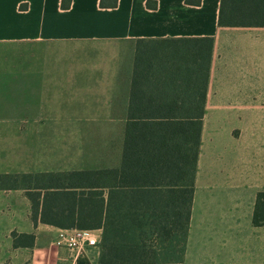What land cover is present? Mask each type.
<instances>
[{
  "label": "crops",
  "instance_id": "0c3cea01",
  "mask_svg": "<svg viewBox=\"0 0 264 264\" xmlns=\"http://www.w3.org/2000/svg\"><path fill=\"white\" fill-rule=\"evenodd\" d=\"M101 1L0 0V174L120 169L138 41L213 37L186 257L147 264H264V27L219 26L221 0ZM61 221L0 189V264H101L100 245L58 244L80 229Z\"/></svg>",
  "mask_w": 264,
  "mask_h": 264
},
{
  "label": "trees",
  "instance_id": "16d2710c",
  "mask_svg": "<svg viewBox=\"0 0 264 264\" xmlns=\"http://www.w3.org/2000/svg\"><path fill=\"white\" fill-rule=\"evenodd\" d=\"M218 23L264 27V0H221ZM214 44L213 37L138 41L120 169L0 174V189H24L36 225H100L101 264L183 262ZM253 223L264 226V191L257 194ZM12 237L16 248L36 238L17 231Z\"/></svg>",
  "mask_w": 264,
  "mask_h": 264
},
{
  "label": "built area",
  "instance_id": "2783aa9c",
  "mask_svg": "<svg viewBox=\"0 0 264 264\" xmlns=\"http://www.w3.org/2000/svg\"><path fill=\"white\" fill-rule=\"evenodd\" d=\"M102 238V230H74L62 232L58 244L65 245L71 250L81 246H98Z\"/></svg>",
  "mask_w": 264,
  "mask_h": 264
}]
</instances>
